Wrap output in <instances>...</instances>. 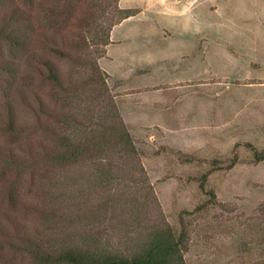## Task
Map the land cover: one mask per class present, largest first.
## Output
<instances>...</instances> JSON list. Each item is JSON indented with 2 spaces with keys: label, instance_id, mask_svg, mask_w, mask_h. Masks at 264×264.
Masks as SVG:
<instances>
[{
  "label": "rangeland",
  "instance_id": "rangeland-1",
  "mask_svg": "<svg viewBox=\"0 0 264 264\" xmlns=\"http://www.w3.org/2000/svg\"><path fill=\"white\" fill-rule=\"evenodd\" d=\"M134 1L133 8L121 13L112 0H105L93 28L79 25L82 13L90 12L87 0H74V15L66 22L57 20L58 41L62 36L81 39L97 58L113 23L119 24L127 12L145 11L121 26L109 59L98 60L109 75L111 94L142 171L135 173L128 162L114 158L111 163L122 171L119 179L113 187L93 188L94 164L61 169L41 161L52 143L48 80L37 67L43 70L48 57L64 74L72 66L48 53V0H16L29 27L20 31L26 34L25 43L0 41V151L15 155L8 160L0 153V264H43L35 249L63 250L94 238L125 250L145 228L163 222L177 233L185 229L187 264H264V0ZM164 4L182 5L186 20L173 31L180 37L159 47L151 24L156 6ZM192 9L195 23L187 17ZM195 34L198 58L205 61L212 54V62L197 66L190 83L182 78L175 88L164 87L166 102L154 109H146L134 94L126 96L131 92L123 93L122 81L110 76L109 71L125 68L146 50L164 46L174 56L191 51ZM215 55L223 61L217 62ZM9 108L21 126L14 132L7 129ZM139 109L154 119L139 122ZM16 157H22L24 167H7ZM35 163V169L29 167ZM132 172L146 182L138 190L141 203L145 193L149 196L141 211L134 209L135 189L125 178ZM8 187L14 202L7 196ZM118 189L124 190L123 197ZM110 195L118 201L91 217L89 210Z\"/></svg>",
  "mask_w": 264,
  "mask_h": 264
},
{
  "label": "trees",
  "instance_id": "trees-1",
  "mask_svg": "<svg viewBox=\"0 0 264 264\" xmlns=\"http://www.w3.org/2000/svg\"><path fill=\"white\" fill-rule=\"evenodd\" d=\"M104 1L87 0L91 5L88 8L90 12L82 13L83 16L79 19L81 27L93 28L97 12H104ZM73 2L74 0H64V4H61L60 0H48V27L52 31L48 41V53L66 59L72 67L64 74L49 57L42 63L45 71L37 67L40 74L44 75L46 72L48 80V137L52 143L51 149L41 161L61 169L74 168L77 164H94L97 178L91 181L93 188L102 185L113 187L122 173L120 166L111 163L114 158L128 162L135 173L142 171L133 138L111 94L109 75L98 63L106 55L105 48L110 43V32L116 23L107 29L106 39L102 41L104 49L97 58L89 53L88 46L81 39L75 41L62 36L58 41L57 33L61 24L57 20L64 18L66 22L74 15ZM112 2L115 11L124 12L119 7V0ZM132 15L133 12H127L121 21ZM25 16L26 11L16 0H0V41H6L12 46L25 43L26 34L20 32L29 27ZM3 65L7 66L6 63H1ZM7 113L8 131L21 129L11 108ZM0 153L5 158L8 157V160L10 157L15 158L14 154L6 156L4 151ZM15 160L22 162L19 164L17 161H7L6 166L24 167L22 157H16ZM36 164L29 167L35 169ZM133 172L132 175L126 174L125 178L135 189L132 196L134 209L141 211L149 196L148 192L145 193V199L141 203L138 190H144L146 182L133 176ZM200 187H204L203 183ZM6 189L7 196L12 197L9 187ZM117 195L123 197L124 190L118 189ZM211 198L215 199L213 193ZM9 200L14 202L13 197ZM114 201L118 200H114L113 195L103 199V202L89 210L91 217L99 216L101 212L112 207ZM180 222L183 225L182 218ZM12 224L18 227L16 221H12ZM186 242L185 229L177 233L168 223L163 222L145 228L135 239L134 246L125 250L113 248L109 243L94 238L88 243L83 242L81 246L71 245L63 250L48 251L35 249L33 254L43 264H187Z\"/></svg>",
  "mask_w": 264,
  "mask_h": 264
},
{
  "label": "crops",
  "instance_id": "crops-1",
  "mask_svg": "<svg viewBox=\"0 0 264 264\" xmlns=\"http://www.w3.org/2000/svg\"><path fill=\"white\" fill-rule=\"evenodd\" d=\"M160 1L162 3L166 0ZM119 4L122 9L128 10L133 8L135 1L119 0ZM181 9L182 5L179 4H164L157 5L153 11L155 18L151 25L155 27L153 36L159 39V47L168 44L173 38L180 37V35L175 36L173 31L175 32L180 29L182 18L186 20L180 13ZM144 12L145 11L142 10L141 12L135 13L112 28L110 32V43L106 46L105 56H107L108 59L110 47L119 43L116 34L119 32L118 30L121 26L141 16ZM194 12L195 9H192L187 17L189 18L188 21H193L195 23L197 19ZM191 24L192 23H189L188 27H190ZM196 41L195 34L193 49L191 51H180L178 55L175 56L167 54L164 50V46L160 49L146 50V52L135 55L132 62L126 65L125 68L115 72L109 71L110 76L112 75L122 81V87L120 88H122L123 93L125 91L131 92L130 94H125L126 96L134 94L135 97L141 98L143 104H146V109L150 107L154 109L155 105L164 104L166 102L167 97L164 87L175 88L182 78L185 82L191 80L193 77L192 74L196 72L197 66L203 65L208 67V63L212 62V56H214L212 54H210L209 57L207 54L205 61L198 58ZM215 56L217 57V55ZM221 56L222 55L217 57V62L222 60ZM138 111L137 120L139 122L147 124L149 120L154 119L151 118L148 112L146 113L143 111V109H139Z\"/></svg>",
  "mask_w": 264,
  "mask_h": 264
}]
</instances>
